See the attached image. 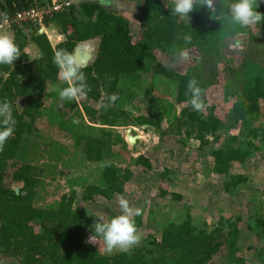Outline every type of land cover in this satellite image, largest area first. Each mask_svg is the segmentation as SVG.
<instances>
[{
  "label": "trees",
  "instance_id": "1",
  "mask_svg": "<svg viewBox=\"0 0 264 264\" xmlns=\"http://www.w3.org/2000/svg\"><path fill=\"white\" fill-rule=\"evenodd\" d=\"M232 1L223 0V3L227 6ZM35 2L52 4L54 0H0V19L11 17ZM172 8L174 3L166 0H142L138 21L143 35L136 42L128 20L90 2L70 6L69 13L56 14L46 22L47 26L55 24L65 37L55 50L44 34L33 32L28 40L22 31L13 30L21 57L13 65H0V101L7 98L16 120L14 134L0 152V256L16 259L20 264H211L225 246L234 252L240 237V217L222 219L219 227L209 232L195 225L188 215L182 223H170L163 228L160 243L153 240L149 246L105 256L96 246L87 243L97 219L83 205H77L76 191L62 196L57 208H38L36 198L41 171L30 163L15 169L13 180L22 185L20 191L5 186L10 163L20 155L25 139L34 133L42 116L47 84L67 86L59 78V69L54 63L55 52L60 49L75 52L79 44L96 39L100 40L97 58L83 71L91 89L85 97L99 104L100 109L84 106V115L91 124L88 126L90 133L75 134L77 151L69 167L71 171H78L103 163L104 185H88L83 202L93 203L99 198L110 200L133 192V172L114 162L118 158L116 146L127 151L124 136H116L114 132L117 128L130 127L120 125L126 120V114L116 107L105 108L101 101L113 93L119 94L123 78H132L146 69L149 71L153 64H156L157 76L176 83L178 117L166 128L160 113L141 116L136 120L138 126L158 132L166 129L184 141L198 142L200 150L221 140L223 122L204 97L214 84L211 77L200 68L183 75L169 70L157 62L155 51L183 53L195 47H214L223 36L240 33L243 28L234 24L220 9L213 14L206 6L197 4L189 14L190 19H181L172 15ZM185 35L191 36L190 43L184 40ZM29 45L35 46L41 56L32 58ZM192 78L203 89L202 112L195 111L190 104L187 85ZM245 82L242 93L234 95L238 100L231 110L230 127L235 129L258 122L260 129L250 130L252 137L257 138L260 131L264 132V74L259 70L250 72ZM20 99L25 101L22 109L17 108ZM236 143L237 139L233 137L225 146L213 149L209 156L214 172L225 178L223 189L226 193L236 191L249 181L246 175L237 171L246 164L255 146L248 142L247 148H242ZM132 162L142 173L152 170V163L145 156L134 158ZM160 197L182 200L181 195L169 192L163 185L160 186ZM257 223L264 231V222L257 220Z\"/></svg>",
  "mask_w": 264,
  "mask_h": 264
},
{
  "label": "rangeland",
  "instance_id": "2",
  "mask_svg": "<svg viewBox=\"0 0 264 264\" xmlns=\"http://www.w3.org/2000/svg\"><path fill=\"white\" fill-rule=\"evenodd\" d=\"M141 2L138 0L129 4L127 15L130 18L136 17ZM258 4L256 10L264 13V0ZM242 28L240 33L223 36L214 47H195L185 51L190 57L188 60L175 51H155L157 62L167 69L183 75L200 68L214 82L204 97L215 108L224 129L220 132L221 140L203 150L199 149L198 142L184 141L166 129L158 132L153 128L138 126L136 120L141 116L160 113L166 128L178 117L176 83L157 76L156 64L149 71L146 69L132 78L121 80L118 102L111 106L125 112L126 120L120 125L135 128V133L130 135L129 127L115 129V135L124 136L128 147L126 152L121 146L115 147L118 158L114 162L133 172L134 190L123 196L131 206L141 210L135 221L143 238L140 245L133 249L149 246L153 240L160 243L163 228L170 223H182L188 215L195 225L209 232L217 229L222 219L240 217V237L234 252L225 246L211 264H264V231L257 223V220L264 222V132L260 131L257 138L252 137L250 130H259L258 122L235 129L230 127L231 110L238 100L234 95L242 93L245 78L250 72L259 70L264 74V21L256 28ZM140 32L142 34V30ZM32 33L26 37L28 40ZM29 52L32 58L38 55L34 48H29ZM62 89L57 84L47 86L42 116L37 121L34 133L25 139L20 155L10 163L5 186L20 191L22 185L13 180L15 169L23 163H30L41 171L36 198L38 208H57L62 196L76 191L77 205H83L95 219L102 216L109 220L120 214L121 197L114 196L110 200L99 198L93 203L82 201L88 185H104V164L90 165L78 171H71L69 167L77 151L75 134L90 133V123L83 108L87 106L99 110L100 105L85 96L79 101L61 104L59 92ZM24 106L23 100H19L17 108ZM129 137L135 138V142L130 143ZM233 137L237 139L238 146L247 148V143L252 142L255 149L246 164L237 171L246 175L249 181L236 191L226 193L223 189L225 178L214 172L209 156L213 149L225 146ZM139 156L151 161V171L142 173L134 166L132 160ZM162 185L168 187L169 192L181 195L182 200L161 198ZM87 243L96 246L105 256L123 253L119 250L108 252L100 238H97V243H90L88 237ZM0 264L20 262L0 256Z\"/></svg>",
  "mask_w": 264,
  "mask_h": 264
},
{
  "label": "clouds",
  "instance_id": "3",
  "mask_svg": "<svg viewBox=\"0 0 264 264\" xmlns=\"http://www.w3.org/2000/svg\"><path fill=\"white\" fill-rule=\"evenodd\" d=\"M174 8L172 15L181 19L189 18L197 4L206 6L213 14L220 9L221 13L230 20L244 28H256L261 21H264V13L258 12V0H234L227 6L223 0H173ZM184 40L191 42V36L185 35ZM21 57V50L15 42L14 35L8 31H0V65H13ZM184 60L190 59L187 52L182 53ZM54 63L59 69V78L67 85L59 92L60 103L79 101L87 92L91 91L87 83L85 72L74 51L60 49L54 54ZM187 93H190V104L197 112L204 110L203 89L199 82L192 78L187 85ZM186 93V94H187ZM118 99L113 93L102 98L101 103L105 108L110 107ZM16 120L12 114L11 103L5 98L0 101V152L4 150L6 142L13 136ZM120 214L105 220L102 216L97 218L93 225V234L89 236L90 243H97L100 238L108 252L119 250L130 252L133 247L139 246L142 240V233L138 229L135 217L141 214L139 208L130 205L123 197L119 199Z\"/></svg>",
  "mask_w": 264,
  "mask_h": 264
},
{
  "label": "crops",
  "instance_id": "4",
  "mask_svg": "<svg viewBox=\"0 0 264 264\" xmlns=\"http://www.w3.org/2000/svg\"><path fill=\"white\" fill-rule=\"evenodd\" d=\"M55 1H57V0H54V2ZM132 1H138V0H131V1L110 0L106 9L110 10L111 12H113V13L117 14L118 16H121V17H123L129 21L131 34L133 36L134 41L136 42V41H139L140 39H142V34L140 32L141 27H140V24L138 21L139 12L137 11V15H136V17H133V19L127 15V10L129 9V4L132 3ZM134 27H136V29H134ZM6 31L11 32L14 35L13 31H10V30H6ZM45 31H46V33H39V34L40 35H42V34L46 35V37L48 38V40H49V42L53 48V50H55L59 44H61L62 42L65 41V37L61 34L59 28L55 24H50V25L46 26ZM99 45H100V40L96 39L93 41L81 43L77 46L75 54L78 57L80 63L82 65H84V67H89V66L93 65V63L95 62L97 55H98ZM28 48H34L35 50H37L38 55L34 58H38L41 56L39 50L35 46L29 45ZM35 54H36V52H35ZM50 84H52V83H48L47 86ZM47 86H46V88H47ZM46 95H47V92L45 90L44 98ZM44 98H43V101H44ZM20 100H23V99H20ZM23 102L25 103L24 100H23ZM42 111H43V109H42ZM89 125H91V124H89Z\"/></svg>",
  "mask_w": 264,
  "mask_h": 264
},
{
  "label": "built area",
  "instance_id": "5",
  "mask_svg": "<svg viewBox=\"0 0 264 264\" xmlns=\"http://www.w3.org/2000/svg\"><path fill=\"white\" fill-rule=\"evenodd\" d=\"M69 1L57 0L52 4H41L35 2L30 7H25L16 12L11 17L2 16L0 19V31L18 29L29 37L30 32L46 33V22L54 18L56 14L69 13ZM135 131V128L129 127V134Z\"/></svg>",
  "mask_w": 264,
  "mask_h": 264
},
{
  "label": "water",
  "instance_id": "6",
  "mask_svg": "<svg viewBox=\"0 0 264 264\" xmlns=\"http://www.w3.org/2000/svg\"><path fill=\"white\" fill-rule=\"evenodd\" d=\"M110 0H69V6H80L83 3H95V4H99L102 7L106 8L108 6ZM76 52V50H75ZM85 68V67H84ZM129 142L130 143H134L135 142V138L133 137H129Z\"/></svg>",
  "mask_w": 264,
  "mask_h": 264
}]
</instances>
